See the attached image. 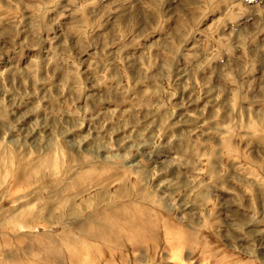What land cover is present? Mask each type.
I'll use <instances>...</instances> for the list:
<instances>
[{
  "label": "clouds",
  "instance_id": "obj_1",
  "mask_svg": "<svg viewBox=\"0 0 264 264\" xmlns=\"http://www.w3.org/2000/svg\"><path fill=\"white\" fill-rule=\"evenodd\" d=\"M0 264H264V0H0Z\"/></svg>",
  "mask_w": 264,
  "mask_h": 264
}]
</instances>
